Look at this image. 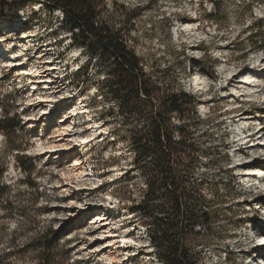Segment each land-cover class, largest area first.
<instances>
[{
	"label": "rangeland",
	"instance_id": "obj_1",
	"mask_svg": "<svg viewBox=\"0 0 264 264\" xmlns=\"http://www.w3.org/2000/svg\"><path fill=\"white\" fill-rule=\"evenodd\" d=\"M217 1L221 22L208 18L210 0H98V11L101 21L123 28L158 85L163 76L182 85L181 65L190 54L201 65H215L195 93L197 116L170 117L184 121L199 141L185 180L212 217L211 229L197 225L187 245L195 264H264V51L249 50L247 41L253 17H264V0ZM134 11L133 26H124ZM70 35L42 0H0V40L28 45L21 66L0 53V118L22 121L11 135L0 132V264H40L46 236L53 238L49 264H163L148 233L153 219L130 208L148 190L132 142L139 117L123 111L108 88V64L72 44ZM82 64L87 69L78 74ZM22 67H38L43 79L51 74L66 94L51 106L39 103L36 93L23 90L28 77ZM42 85L37 92L43 97ZM72 116L75 132L67 138L78 133L89 149L73 143L74 156L65 150L61 159H50L54 154L46 150L58 151L60 125ZM73 157L84 162L87 176L76 174ZM18 158L32 170L21 169ZM99 212L110 221L113 247L106 245L107 229L95 222ZM125 234L129 240L121 242Z\"/></svg>",
	"mask_w": 264,
	"mask_h": 264
},
{
	"label": "trees",
	"instance_id": "obj_2",
	"mask_svg": "<svg viewBox=\"0 0 264 264\" xmlns=\"http://www.w3.org/2000/svg\"><path fill=\"white\" fill-rule=\"evenodd\" d=\"M210 1L213 10L207 13L208 18L221 22L217 17L221 11L220 2ZM246 1L254 3V0ZM42 3L50 11L61 9L64 12L63 23L72 33V44L87 48L108 64L111 75L108 88L123 111L139 117V127L132 130V142L135 151L138 150L135 165L147 174L148 190L144 198L130 208L153 219L148 233L157 248L158 259L163 264H195L187 241L198 233L195 228L199 224L210 230L212 217L211 212L200 205L203 197L187 190L185 174L195 161L185 153L196 146L192 131L185 123L171 129L170 117L177 113L187 119L195 118L199 100L192 94L177 91L174 84L167 82L168 76H163L158 85L128 46L123 28H115L99 19L98 0H42ZM138 14L137 11L128 13L124 26L132 27V20ZM253 20L247 37L249 50L264 51V17H253ZM181 66L187 73L184 62ZM85 68L87 65L80 72ZM202 69L209 74L216 72L215 65L209 68L202 64ZM20 126V118L6 115L0 118V132L6 135L13 134ZM17 162L25 172L32 170V166H25L23 158H18ZM52 243L53 238L49 236L43 239L41 245L45 254L40 264H49Z\"/></svg>",
	"mask_w": 264,
	"mask_h": 264
},
{
	"label": "bare ground",
	"instance_id": "obj_3",
	"mask_svg": "<svg viewBox=\"0 0 264 264\" xmlns=\"http://www.w3.org/2000/svg\"><path fill=\"white\" fill-rule=\"evenodd\" d=\"M1 10L4 13V6H3V8H1ZM51 12L58 14L60 16V18H61V22H63L64 15H63V12L61 11V9L51 10ZM25 21L26 20H22V21L20 20V22H19V20H18L17 23H19L21 25V23H24ZM17 23H15L16 26L18 25ZM6 41L7 40L4 39V38L0 40V53L2 54V56H4L5 59H8V61H11L12 60L11 63L15 62V66H21L24 63H26V61H27V55H26L25 50H26V48H27L28 45L25 43V41L24 42H21L20 41L21 43L17 44L16 46H14L12 43H11L12 44L11 45L10 43H8ZM71 41H72V39H71ZM187 58H188V62L187 63L184 62V69L187 71V73H185V72L184 73L186 74L187 79H184L182 85L177 83V89L179 91H183L185 93L192 94V95L195 96V93L201 87L202 81L204 80L203 78L208 73H206V72H204V71L201 70L202 65L199 64L198 61H195V59L192 58V55L191 54ZM83 66H84V64H82V66H80L77 69L78 70V74L84 72L87 69L86 68L82 72H80ZM197 68H198V71H195L197 73H192L193 70H195ZM21 69H22V73H25L26 76L28 77V83L25 85V87H24L23 90H28L31 94L36 93L38 95L37 96V99H39L37 101L39 103H43L44 106H46V107L47 106H51V105H49L51 102H53L55 100L58 101V99H61V97L64 94H66V92L63 93V92H61V90H57V89H59V87L57 86L56 81H53L51 74L44 75L45 77H48V78L47 79H43L42 78L43 75H41V71H40V69H38V67L35 70H33L31 67H26V68H23L22 67ZM61 69L58 68V71L60 73H63ZM42 84H44V85H42ZM41 85H42V88H44V89L47 90L46 91V94L43 95V97L41 95H39L38 92H37L38 87L41 86ZM59 93H61V95L58 96L57 94H59ZM72 108H73V111L71 112V113H73L72 115H75V114H78L79 113V111H78L79 109H77L76 107H73V106H72ZM81 108H83V107H81ZM196 109H197V106H196ZM50 110H51V108L49 109V111ZM196 112H197V110H196ZM73 120H74V118L72 116L69 119V122L71 121L72 123H69L68 122V124L67 123H64V124H61L60 125L61 126V130H62L61 131L62 133L60 134V138L57 140V143H58L57 147H59L58 151L55 152V153H51L53 151V149L46 150V153H48V154H54V155H49L50 159H53V160H56V161L59 160V159H61V157L64 155V151L65 150L68 151V157L74 156L76 154V152L73 151V148H72L73 143H74V145H76V147H78V150L79 151H82V150L83 151H87L89 149V142H88V140L85 137H81L80 135L77 136L78 133L75 134V136H74V138H72V140H69L67 138V135H69V134H70V136L71 135H74L75 125L73 124L74 123ZM173 124H175L174 126H182L183 125V121H176L173 118ZM261 137H263V136H261ZM195 142H196V150L199 151L198 149L201 147L199 145V141L198 140H195ZM49 148H54V147H49ZM137 151H136V153H137ZM70 160L73 161L72 167L77 172L76 174H78L80 177H83V176H87L88 175L87 172H86V168H84L85 166H83V163L84 162L83 161L81 162L80 161V158H74L73 157ZM84 210L87 211L86 208ZM95 222L99 223V225H101V227H105L107 229V230H105L107 232V235L105 237L108 238L107 241L105 240L106 241V245H107V247H113L115 245L114 244L115 241H113V237L114 236H113L112 229H109L110 228L109 227V225H110L109 222L110 221L108 222V218L105 216L104 213L99 212L98 213L97 220ZM102 224H103V226H102ZM128 240L129 239L127 238L126 234L125 235H122L121 242H127ZM261 244H264V236L261 238Z\"/></svg>",
	"mask_w": 264,
	"mask_h": 264
},
{
	"label": "built area",
	"instance_id": "obj_4",
	"mask_svg": "<svg viewBox=\"0 0 264 264\" xmlns=\"http://www.w3.org/2000/svg\"><path fill=\"white\" fill-rule=\"evenodd\" d=\"M62 11V10H61ZM63 12V11H62ZM63 15H64V12H63ZM124 38H125V40H126V37L124 36ZM202 71H204L203 69H202ZM177 91H179L178 89H177ZM175 114V113H174ZM170 123L171 124H173V117H172V120L170 121ZM183 124H184V121H183ZM173 127L174 128H176V127H179V126H174V124H173ZM194 141V143L196 144V142H195V140H193ZM185 153H187L188 155H191V156H196V154L198 153V151L196 150V146H195V148L193 149V151H190V150H187Z\"/></svg>",
	"mask_w": 264,
	"mask_h": 264
},
{
	"label": "flooded vegetation",
	"instance_id": "obj_5",
	"mask_svg": "<svg viewBox=\"0 0 264 264\" xmlns=\"http://www.w3.org/2000/svg\"><path fill=\"white\" fill-rule=\"evenodd\" d=\"M6 117H10V118H14V119L19 118V117L13 116V115H6Z\"/></svg>",
	"mask_w": 264,
	"mask_h": 264
}]
</instances>
